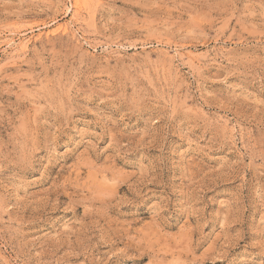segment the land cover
<instances>
[{
	"label": "rangeland",
	"instance_id": "1",
	"mask_svg": "<svg viewBox=\"0 0 264 264\" xmlns=\"http://www.w3.org/2000/svg\"><path fill=\"white\" fill-rule=\"evenodd\" d=\"M0 264H264V0H0Z\"/></svg>",
	"mask_w": 264,
	"mask_h": 264
},
{
	"label": "bare ground",
	"instance_id": "2",
	"mask_svg": "<svg viewBox=\"0 0 264 264\" xmlns=\"http://www.w3.org/2000/svg\"><path fill=\"white\" fill-rule=\"evenodd\" d=\"M62 26H63V25H62ZM60 27H61V25H60ZM67 28H68V27L65 26V27H64V30H66ZM58 29H59V26H58ZM62 29H63V28H62ZM68 29H69V28H68ZM68 29H67V30H68ZM67 30H66V31H67ZM54 31H55V30H54ZM58 31H59V30H58ZM62 31H63V30H62ZM56 32H57V31H56ZM12 40H13V39H12ZM12 40H11V41H12ZM14 42H15V41H14Z\"/></svg>",
	"mask_w": 264,
	"mask_h": 264
}]
</instances>
